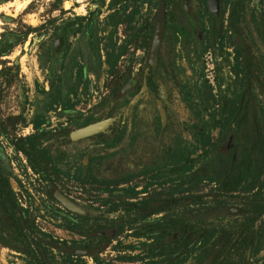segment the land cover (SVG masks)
Masks as SVG:
<instances>
[{
  "label": "rangeland",
  "instance_id": "374dc122",
  "mask_svg": "<svg viewBox=\"0 0 264 264\" xmlns=\"http://www.w3.org/2000/svg\"><path fill=\"white\" fill-rule=\"evenodd\" d=\"M13 1L0 0V188L20 229L0 219V264H200L222 239V264H264V0H219L218 16L205 0ZM84 113L99 131L115 118L114 141L94 151L116 152L109 171L67 165L99 135L71 137ZM146 116L147 154L138 140L133 165L128 133ZM239 157L248 166L227 175ZM144 158L175 199L135 240L116 209ZM52 185L101 222L62 207ZM175 230L187 243L163 261ZM193 234L206 239L194 245Z\"/></svg>",
  "mask_w": 264,
  "mask_h": 264
},
{
  "label": "flooded vegetation",
  "instance_id": "af4514ba",
  "mask_svg": "<svg viewBox=\"0 0 264 264\" xmlns=\"http://www.w3.org/2000/svg\"><path fill=\"white\" fill-rule=\"evenodd\" d=\"M205 5H206V0H205ZM219 8H220V5H219ZM218 13H219V10H218ZM218 13L217 14L212 13V14L215 16H218ZM109 115L110 114L107 113L106 115L102 116L104 118L109 117L111 119L110 122L107 124L105 131L104 130L99 131L100 127H102L103 125V121H99L100 117L94 119L93 116L85 115L84 113V114H80V116L76 118V122L77 124H80V127L71 131V134L72 135L78 134L79 136L76 135L78 137H74L70 134L72 138H75V139L81 138V137H85L91 134H99V135L98 137H94L93 139H91L93 142L87 144L86 147L83 149V152L80 153L79 155L80 157H82L85 154V158L82 161L75 162V161H69V159H66L67 165H72L71 166L72 171H77L78 168H83L85 171H109V167H111L112 164L114 163L113 155H115L116 152L114 151V153L111 154L110 156L106 155V153H95L94 152L97 147H99V149L101 148L104 149L103 146H106L107 144L112 143L114 139L110 135L112 134V136L115 137L113 134L118 133L116 128L113 129V127H111V125L113 124L112 121H114L115 118L114 117L111 118ZM132 117L135 118L136 115L133 114L131 115V118ZM143 119L144 120L142 122L143 124L142 126L134 125V123L131 124V128H130V131L127 137L126 147L129 150V155H130L129 159H131V162L133 163V165H138V161H139V158L133 154L138 144V140L140 143H143L142 144V151H143L142 154L144 152H145L144 154H147V142H146L147 116ZM81 127H84V128H81ZM88 127H91L90 132L91 130H94V129L97 131L94 133H90V132L84 133V134L79 133L80 130L88 128ZM119 133H121V131H119ZM233 137H234V134H233ZM72 160H75V158H73ZM45 164L46 166H49V168L45 167L44 171H47L46 169H48L49 171L51 167V163L45 162ZM148 166H149V160H147V158H144L143 161L140 163L141 171H132L133 173H131L127 177V182L129 184H128V188L126 192L127 197H125V201H126L125 209L124 208L120 209V206H117V209H116L120 213L125 212L126 221L129 225V231L134 235L135 240H143V239L147 240L148 232H147V228L144 227V225L151 223V222H161L165 218L166 204L168 202H171L173 199H175V197L173 196L171 198L168 197V199H166V194L164 191V184H163L164 183L163 182L164 171H149ZM68 170L70 169L68 168ZM231 172L233 171H227L226 173L227 175H229V173ZM227 175L225 176V179L231 180L232 177L227 178L228 177ZM131 181H134V183H131ZM138 181L141 183L140 184L137 183ZM51 188L57 189L61 194H63L68 199H70L59 188L52 185L49 187L48 191L55 200L56 198L52 195L50 191ZM9 189L10 187L8 185H5V186L3 185L0 188V219L10 222V224L13 225V229H15L16 227L20 229V226L18 225V222H20V220L16 218V216L18 215V212L16 210L17 203L13 197V194L11 193ZM57 203L59 202L57 201ZM78 207L82 210V212H76V213L82 215L84 221L98 222V223L101 222L100 219H96L95 216H91L89 214L88 208L80 207V206ZM104 234H105L104 229H99L97 231L92 232V235L103 236ZM193 235L195 236L192 242L194 245H196L197 243L200 244L201 240H203L204 242L206 239L204 234H200L199 239H197L196 237L197 234H193ZM187 238L188 237H184L183 233L180 231L175 230V231L168 232L160 244L162 248L161 247L158 248L159 257H162L163 261L167 258L168 255H171L172 258L175 259V256L179 255L178 253H180L179 251H180L181 245H185L187 243L186 241ZM165 248L167 249V254L164 251ZM225 248H226V242L223 239L219 242H215L210 248L211 256L209 257V259L206 260L207 259L206 257L208 256V254H210V252L203 256L200 264H220L224 260L223 257L225 255V252H224ZM76 250L82 252L83 250H86V249L80 248V250L75 249V251ZM186 260L187 259H184L182 263L181 261H178L177 264H183Z\"/></svg>",
  "mask_w": 264,
  "mask_h": 264
},
{
  "label": "water",
  "instance_id": "95a60500",
  "mask_svg": "<svg viewBox=\"0 0 264 264\" xmlns=\"http://www.w3.org/2000/svg\"><path fill=\"white\" fill-rule=\"evenodd\" d=\"M206 8L208 9L209 12L217 14L218 10H219V0H206ZM162 22H163V17L161 13H158L155 17V21L153 23V27H152V32H151V38H150V49L152 52V55L155 54V51L159 45V41L161 38V32H162ZM159 111L161 113V116L163 118V109L162 107H159ZM89 125V124H88ZM87 126V125H86ZM84 126V127H86ZM81 127V128H84ZM78 130V129H77ZM97 130H91L90 133H94ZM72 135V134H71ZM78 134H74L72 136L74 137H78L76 136ZM233 134L231 133L229 135V138L223 143V145L221 146V150L224 151L227 148L228 142L230 139H232ZM51 193L52 195L56 198V200L66 209L71 210V211H75V212H82V210L74 203L72 202L70 199H68L67 197H65L63 194H61L57 189L55 188H51ZM75 252H81V251H75Z\"/></svg>",
  "mask_w": 264,
  "mask_h": 264
},
{
  "label": "trees",
  "instance_id": "16d2710c",
  "mask_svg": "<svg viewBox=\"0 0 264 264\" xmlns=\"http://www.w3.org/2000/svg\"><path fill=\"white\" fill-rule=\"evenodd\" d=\"M247 163L244 161L243 158L239 157V160L237 159L236 162L231 164V167L228 171H237L240 167H247ZM232 173V172H231Z\"/></svg>",
  "mask_w": 264,
  "mask_h": 264
},
{
  "label": "bare ground",
  "instance_id": "6f19581e",
  "mask_svg": "<svg viewBox=\"0 0 264 264\" xmlns=\"http://www.w3.org/2000/svg\"><path fill=\"white\" fill-rule=\"evenodd\" d=\"M28 1H29V0H14L13 2H15L17 8L19 9V8L23 7ZM11 2H12V1H11ZM95 125H97V124H95ZM90 128H91V127H88V128L82 129V130H80L79 133H80V134L88 133V132H90Z\"/></svg>",
  "mask_w": 264,
  "mask_h": 264
}]
</instances>
